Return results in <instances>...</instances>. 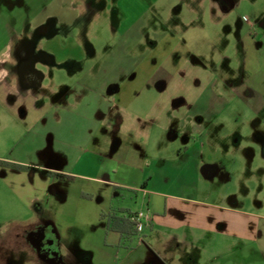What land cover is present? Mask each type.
Wrapping results in <instances>:
<instances>
[{
  "label": "crops",
  "instance_id": "0c3cea01",
  "mask_svg": "<svg viewBox=\"0 0 264 264\" xmlns=\"http://www.w3.org/2000/svg\"><path fill=\"white\" fill-rule=\"evenodd\" d=\"M209 5L222 8L213 0ZM155 6L150 0L145 7H127L131 19L117 27V42L99 47L95 42L105 38L97 36L98 27L111 23L100 22L99 15L80 19L82 10L93 8L89 0H0L5 36L0 45V160L25 167L0 165V179L40 215L29 230L50 227L56 246L70 237L88 203L112 200L120 191L165 198L166 217L149 216L146 226L154 220L180 228L191 219L202 229L235 226L221 219L237 214L229 207H214L217 217L211 219L175 210L182 211L185 198L167 189L189 184L191 176L206 177V167L216 164L207 158L217 154L207 123L232 100L253 116H264V33L246 31L241 37L244 73L237 83L221 84L229 87L230 100L217 90L219 79L189 63L164 79L168 68L161 69L158 60L169 46L181 44L173 32L181 25L160 21ZM52 22L60 32L32 46L27 34L35 28L46 34ZM182 25L176 31L186 35L190 26ZM24 60L35 78H25L19 69ZM38 62L49 68H38ZM101 209L119 215L124 210L112 204Z\"/></svg>",
  "mask_w": 264,
  "mask_h": 264
},
{
  "label": "rangeland",
  "instance_id": "374dc122",
  "mask_svg": "<svg viewBox=\"0 0 264 264\" xmlns=\"http://www.w3.org/2000/svg\"><path fill=\"white\" fill-rule=\"evenodd\" d=\"M84 1L75 0V4ZM233 1L234 7L223 12V8L210 7L211 0H155L154 11L160 21L181 25L175 27L176 30H182V24L190 26L186 35L173 31L181 44L176 48L169 46L158 60L161 69L168 68L164 79L189 63L196 70L212 73L220 82L217 90L227 99L234 98L229 87L223 85L237 83L244 73L245 55L240 42L243 34L246 31L264 33V0ZM89 2L93 8L82 10L81 20L87 22L99 15L98 20L103 24L111 23L107 28L98 27L97 36L105 39L95 43H100L101 47L117 42V27L131 19L125 10L127 7H145L150 0ZM48 26L46 34L38 28L27 34L32 46L60 32L56 23ZM3 32L0 28V45L5 41ZM17 45L15 42L14 46ZM97 45L96 50H99ZM37 67L43 69L49 65L38 62ZM232 102L213 123H207L208 140L217 151L207 158L215 159L216 164L206 167L203 171L206 177L196 180L191 176L189 184L176 185L167 191L185 198L182 211L175 207L181 213H203L211 219L217 217L214 207L235 210L237 214L229 215L228 219L225 217L228 214L219 216L224 222L234 223L235 226H229L233 230L224 231L218 225L197 228L192 225V219L180 228L153 220L150 226L136 234L112 235L106 215L111 210H99L101 205L123 207L120 212L124 215L133 210L161 219L167 215L164 197L156 193L137 197L134 193L120 191L112 200L88 203L86 214L74 220L75 230L56 246L61 264H264V116H253L242 104ZM173 214L178 215L177 211ZM39 221L37 211L26 207V203L0 179V264H46L21 239L23 232Z\"/></svg>",
  "mask_w": 264,
  "mask_h": 264
},
{
  "label": "flooded vegetation",
  "instance_id": "af4514ba",
  "mask_svg": "<svg viewBox=\"0 0 264 264\" xmlns=\"http://www.w3.org/2000/svg\"><path fill=\"white\" fill-rule=\"evenodd\" d=\"M213 2L225 9L234 5L233 0H213ZM27 67V61L24 60L20 64L19 69L24 73L25 78H35V74L28 71ZM22 235L21 239L31 246L41 261L46 264H61L56 249L54 233L50 227L40 225L32 230L24 231Z\"/></svg>",
  "mask_w": 264,
  "mask_h": 264
},
{
  "label": "trees",
  "instance_id": "16d2710c",
  "mask_svg": "<svg viewBox=\"0 0 264 264\" xmlns=\"http://www.w3.org/2000/svg\"><path fill=\"white\" fill-rule=\"evenodd\" d=\"M0 165H4L7 167H14L18 170H22L25 168L24 166L7 161H1V160H0ZM49 173L52 175H56L58 177L67 178V176L63 173H55V172H49ZM131 213L132 212H128L127 215L124 214L119 215L118 212L114 210L108 212L106 214L108 216V226H107L108 229L118 231L121 237L138 233L137 230L134 228L133 223L130 221L129 216Z\"/></svg>",
  "mask_w": 264,
  "mask_h": 264
},
{
  "label": "built area",
  "instance_id": "2783aa9c",
  "mask_svg": "<svg viewBox=\"0 0 264 264\" xmlns=\"http://www.w3.org/2000/svg\"><path fill=\"white\" fill-rule=\"evenodd\" d=\"M129 218L137 232H141L149 222V215L144 212H132Z\"/></svg>",
  "mask_w": 264,
  "mask_h": 264
}]
</instances>
